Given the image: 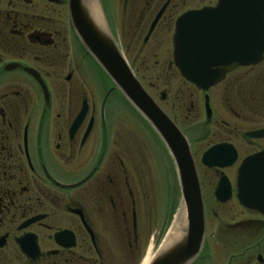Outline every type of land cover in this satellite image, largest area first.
<instances>
[{
	"label": "flooded vegetation",
	"instance_id": "obj_1",
	"mask_svg": "<svg viewBox=\"0 0 264 264\" xmlns=\"http://www.w3.org/2000/svg\"><path fill=\"white\" fill-rule=\"evenodd\" d=\"M135 1L124 0L123 6ZM185 1L145 0L132 38L141 40L142 47L161 38L151 46L156 52L167 34L156 30L171 28L173 35L178 16L214 7L218 0H202L201 6L176 15ZM154 64L174 68L172 50L169 63L161 59ZM88 69L101 97L97 103L84 88ZM216 70L221 78L206 91L180 77L195 94L179 88L169 98L167 87L156 101L146 93L186 140L194 168L196 146L199 164L212 175L207 185L216 205L207 212L195 168L205 232L193 264H218L213 262L216 256L223 264H264V212L243 207L236 199L240 163L264 152V134L249 136L264 132V51L255 65ZM133 74L143 85L136 70ZM105 83L72 30L68 0H0V264H108L120 229L131 239L133 246L130 241L127 245L134 256L140 212L129 172L134 171L132 163L151 158L150 149L144 154L136 149L135 130L157 141L160 162L169 154L149 123L113 86L101 93ZM157 83L170 85L167 78L155 77L148 88ZM215 146L230 149L234 162L224 168L204 166L202 155ZM221 178L230 188L224 203L214 197ZM233 197L237 205L225 207ZM207 215L215 226L211 239L223 244L224 254L207 246Z\"/></svg>",
	"mask_w": 264,
	"mask_h": 264
},
{
	"label": "water",
	"instance_id": "obj_2",
	"mask_svg": "<svg viewBox=\"0 0 264 264\" xmlns=\"http://www.w3.org/2000/svg\"><path fill=\"white\" fill-rule=\"evenodd\" d=\"M68 11L72 30L84 50L113 88L160 137L176 170L185 210V232L169 248H158L148 264H192L201 251L205 231L201 193L189 146L134 76L102 14L95 22L85 0H68ZM263 13L264 0H218L214 7L181 14L175 20L172 35V61L179 75L198 90L206 91L221 78L217 67L257 64L264 51ZM159 15L152 22L149 32ZM262 134L264 132H255L249 136L256 138ZM234 160L230 149L215 146L202 155L201 163L207 167L224 168ZM263 183L264 152H261L246 157L238 167V203L264 212ZM214 197L220 203L230 198L225 178L220 179Z\"/></svg>",
	"mask_w": 264,
	"mask_h": 264
},
{
	"label": "rangeland",
	"instance_id": "obj_3",
	"mask_svg": "<svg viewBox=\"0 0 264 264\" xmlns=\"http://www.w3.org/2000/svg\"><path fill=\"white\" fill-rule=\"evenodd\" d=\"M97 1L111 36L113 37L131 70H136L138 76L143 80V85L141 86L145 92L152 94L156 101L158 100L160 92H162L167 87L170 89L169 98H173L172 95H174L179 88L183 93H186V90H188V93H196L194 87L188 86L180 80V75L175 68L169 65V67L166 69L164 67L162 69L159 68V65L155 66L154 64V61L156 60L160 62L162 59V62L167 63H169L171 60V28H169V30H165L164 28L163 30H156L154 32L167 33L166 41L163 40L164 43L162 42L161 49L157 50L156 52L151 51V46L155 45V41H160L161 38H153L151 40L152 43L149 42L145 47L141 46V40L132 38V33H137L135 31V25L138 20L140 10L144 6L143 2L145 0H138L134 2L135 11H132L134 5L131 3H127L125 7L123 6L124 0H104L103 6L100 0ZM201 3H203L202 0H186L184 5L180 7L178 11H176V15L187 9L199 7L201 6ZM92 73L93 71H88V78L91 80L87 79L88 84L84 88L87 90V97H93L92 101L97 103L101 97H98V94H96V87L95 85H92L94 79ZM102 74L106 81L105 86H103V90L101 91L103 94L113 85L103 72ZM155 77L160 79L167 78L170 85L166 86L160 85L161 83H157L153 89H149L147 83L149 79L151 81ZM160 81L162 82V80ZM123 106L121 110L126 108ZM116 108L118 109V107ZM135 120L138 119L136 118ZM112 126L114 127V123ZM135 133L136 149H141L143 154L144 152H149L150 149L151 153L150 159H146V161L142 160L141 163H132L134 171L129 172V185L135 195L138 212H140V224H138L137 228L139 237L137 244L138 248L135 251L132 250L134 255L133 257L131 254L129 255L131 251L128 248L127 242L130 241L132 246L133 243L131 239L128 240V235H123L122 230L120 229L118 246H114L116 250L112 251L113 256L109 260L108 264H140L149 247L151 248L150 251L153 255L161 245L174 217L182 205L176 170L170 155H168L166 160L160 162L158 157L159 153L154 150V146L157 141L153 138V136H151V138L149 136L144 137L142 133L139 134V130H135ZM193 153L195 154V156H193L195 168L199 175V179L203 182L204 207L208 212L209 209H212L214 205H216L207 185L212 175L208 172V170L199 164L198 160L201 151L196 149V146H194ZM144 167L145 169L142 170ZM236 205V201L233 197L232 200L227 202L224 206L231 207ZM212 223V216L208 217L207 215L205 219L207 246L209 250H212V252L216 251L218 254H224L225 247L223 244L214 242L211 239L210 233L214 231L215 227L211 225ZM217 257L218 256L215 257L213 262L216 261L215 263L223 264V261L217 259Z\"/></svg>",
	"mask_w": 264,
	"mask_h": 264
},
{
	"label": "bare ground",
	"instance_id": "obj_4",
	"mask_svg": "<svg viewBox=\"0 0 264 264\" xmlns=\"http://www.w3.org/2000/svg\"><path fill=\"white\" fill-rule=\"evenodd\" d=\"M89 13L93 20L97 22L101 17V10L97 0H85ZM186 219H185V210L182 205L176 216L174 217L170 228L168 229L161 245L159 246L160 250H165L171 245L180 240L185 232ZM151 248L149 247L146 255L142 259L140 264H148L152 258Z\"/></svg>",
	"mask_w": 264,
	"mask_h": 264
}]
</instances>
